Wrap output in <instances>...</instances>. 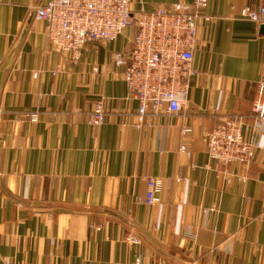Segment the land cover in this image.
I'll use <instances>...</instances> for the list:
<instances>
[{"label":"crops","instance_id":"crops-1","mask_svg":"<svg viewBox=\"0 0 264 264\" xmlns=\"http://www.w3.org/2000/svg\"><path fill=\"white\" fill-rule=\"evenodd\" d=\"M49 1L0 0V264H264V134L244 133L260 146L244 182H227L242 170L211 161L203 140L226 117L250 118L264 33L239 14L264 0H208L185 105L140 127L112 63L132 33L73 65L34 19ZM129 1L147 12L193 0ZM99 102L105 120L89 126ZM148 177L162 182L152 207L135 202Z\"/></svg>","mask_w":264,"mask_h":264},{"label":"built area","instance_id":"built-area-1","mask_svg":"<svg viewBox=\"0 0 264 264\" xmlns=\"http://www.w3.org/2000/svg\"><path fill=\"white\" fill-rule=\"evenodd\" d=\"M207 2L193 0L134 12L129 0H50L34 8V19L45 24L50 46L68 55L73 65L78 63L86 46L110 43L124 32L132 33L126 50L113 54L112 63L123 69L127 89L138 103L136 118L140 127L148 114H175L185 105L189 83L198 74L193 59L199 24L209 20L204 14ZM239 16L262 25L264 7L257 10L243 7ZM104 120V106L99 102L89 114L87 124L100 126ZM245 132L264 134V80L257 85L250 118L226 117L203 138L211 161L223 167L239 166L242 170L234 174L223 172L227 182L230 177L246 181L245 173L255 151L260 149L258 142L244 138ZM190 133V128H183V135ZM180 150L187 154L184 146ZM161 187V179L148 177L146 195L137 198L136 204L157 205ZM126 240L138 243L133 236ZM135 264H139L138 259Z\"/></svg>","mask_w":264,"mask_h":264},{"label":"water","instance_id":"water-1","mask_svg":"<svg viewBox=\"0 0 264 264\" xmlns=\"http://www.w3.org/2000/svg\"><path fill=\"white\" fill-rule=\"evenodd\" d=\"M261 33H264V25L261 26Z\"/></svg>","mask_w":264,"mask_h":264},{"label":"rangeland","instance_id":"rangeland-1","mask_svg":"<svg viewBox=\"0 0 264 264\" xmlns=\"http://www.w3.org/2000/svg\"><path fill=\"white\" fill-rule=\"evenodd\" d=\"M262 25H264V24H262Z\"/></svg>","mask_w":264,"mask_h":264}]
</instances>
